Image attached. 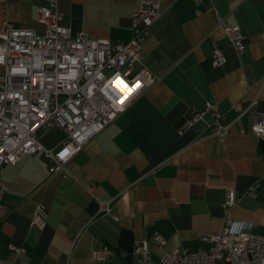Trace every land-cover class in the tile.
Segmentation results:
<instances>
[{
    "label": "crops",
    "instance_id": "0c3cea01",
    "mask_svg": "<svg viewBox=\"0 0 264 264\" xmlns=\"http://www.w3.org/2000/svg\"><path fill=\"white\" fill-rule=\"evenodd\" d=\"M137 2L59 0L58 10L75 32L129 40ZM43 4L0 1V28L7 20L42 30ZM161 9L136 66L156 80L73 156L70 173L51 172L43 151L5 165L1 257L17 264H99L93 252L107 246L103 264H157L175 248L208 245L201 237L221 227L228 188L237 198L232 217L264 234V140L251 130L254 112L264 111V0H161ZM220 18L241 26L244 51L231 45ZM214 42L227 57L217 66ZM207 103L221 112L226 135L213 134L208 112L180 132L191 108ZM258 179L256 196L248 195ZM39 202L49 210L43 230L29 224ZM102 203L110 211H100ZM155 232L165 244L155 242ZM141 240L150 248L144 263L135 250Z\"/></svg>",
    "mask_w": 264,
    "mask_h": 264
},
{
    "label": "built area",
    "instance_id": "2783aa9c",
    "mask_svg": "<svg viewBox=\"0 0 264 264\" xmlns=\"http://www.w3.org/2000/svg\"><path fill=\"white\" fill-rule=\"evenodd\" d=\"M58 2L45 0L39 6L42 30L16 27L7 20L0 28L3 67L0 72V222L6 211L4 196L9 189L2 176L6 164H15L26 155L43 151L51 172L69 174L68 165L73 156L156 80L145 66L139 69L136 66L142 62V44L162 14L161 0H138L131 16L133 35L129 40L96 38L86 30L73 31L61 22L63 15ZM218 25L237 52L246 49L247 36L240 25L221 18ZM226 61L223 47L214 42L213 65ZM137 83L139 87H135ZM205 112L212 117L213 134L223 138L228 126L222 122L217 106L211 103L203 108L192 107L180 132L191 127ZM251 130L264 140V111L254 112ZM52 132L59 136L47 145L43 138ZM260 186L258 179L246 193L256 196ZM236 199L234 188H228L222 203L225 213L221 227L201 237L208 245L175 248L166 252L157 264H264V234L247 230L243 222L232 217L230 209ZM100 211H110L109 204L102 203ZM48 214L47 205L39 202L30 227L43 230ZM154 239L158 245L166 243L165 236L159 232L154 233ZM10 248L25 251L24 247L10 245ZM135 250L140 263L149 260L146 240L137 242ZM110 254L106 246L94 251L93 257L103 264ZM0 264L17 263L0 256Z\"/></svg>",
    "mask_w": 264,
    "mask_h": 264
},
{
    "label": "rangeland",
    "instance_id": "374dc122",
    "mask_svg": "<svg viewBox=\"0 0 264 264\" xmlns=\"http://www.w3.org/2000/svg\"><path fill=\"white\" fill-rule=\"evenodd\" d=\"M57 133L56 132H52L49 135H47L45 138H43V141L45 144L49 145L51 143H53V138L56 136L57 137ZM59 136V135H58Z\"/></svg>",
    "mask_w": 264,
    "mask_h": 264
},
{
    "label": "snow or ice",
    "instance_id": "6c2138e0",
    "mask_svg": "<svg viewBox=\"0 0 264 264\" xmlns=\"http://www.w3.org/2000/svg\"><path fill=\"white\" fill-rule=\"evenodd\" d=\"M135 87H139V84L135 85ZM133 89H129V91H132ZM120 103H123V99L120 100Z\"/></svg>",
    "mask_w": 264,
    "mask_h": 264
},
{
    "label": "bare ground",
    "instance_id": "6f19581e",
    "mask_svg": "<svg viewBox=\"0 0 264 264\" xmlns=\"http://www.w3.org/2000/svg\"><path fill=\"white\" fill-rule=\"evenodd\" d=\"M122 84H123L125 87L128 86V85H127V82H125V81H123Z\"/></svg>",
    "mask_w": 264,
    "mask_h": 264
}]
</instances>
